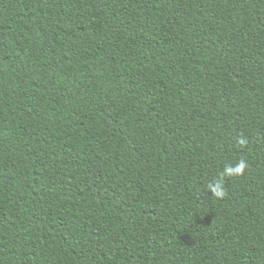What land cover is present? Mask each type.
Returning a JSON list of instances; mask_svg holds the SVG:
<instances>
[{
	"label": "trees",
	"instance_id": "1",
	"mask_svg": "<svg viewBox=\"0 0 264 264\" xmlns=\"http://www.w3.org/2000/svg\"><path fill=\"white\" fill-rule=\"evenodd\" d=\"M0 264H264V0H0Z\"/></svg>",
	"mask_w": 264,
	"mask_h": 264
},
{
	"label": "clouds",
	"instance_id": "2",
	"mask_svg": "<svg viewBox=\"0 0 264 264\" xmlns=\"http://www.w3.org/2000/svg\"><path fill=\"white\" fill-rule=\"evenodd\" d=\"M237 143L243 147L246 145L247 140L243 136L238 137ZM248 167L247 163L244 160H240L235 166H226L221 174L227 177H235L242 175L245 172V169ZM208 191L212 194L213 197L221 198L225 195L224 184L222 180H217L208 185Z\"/></svg>",
	"mask_w": 264,
	"mask_h": 264
}]
</instances>
